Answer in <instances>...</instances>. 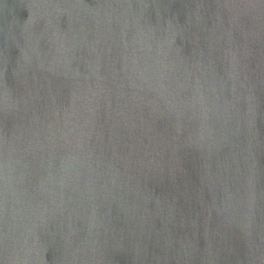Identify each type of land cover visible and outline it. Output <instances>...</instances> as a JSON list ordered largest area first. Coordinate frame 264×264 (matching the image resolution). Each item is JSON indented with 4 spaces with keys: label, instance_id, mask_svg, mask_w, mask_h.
<instances>
[{
    "label": "water",
    "instance_id": "obj_1",
    "mask_svg": "<svg viewBox=\"0 0 264 264\" xmlns=\"http://www.w3.org/2000/svg\"><path fill=\"white\" fill-rule=\"evenodd\" d=\"M0 264H264V0H0Z\"/></svg>",
    "mask_w": 264,
    "mask_h": 264
}]
</instances>
